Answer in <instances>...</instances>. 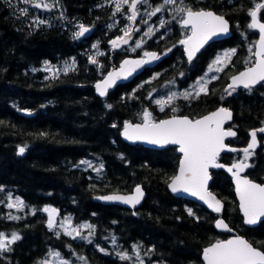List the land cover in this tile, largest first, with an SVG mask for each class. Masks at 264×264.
Wrapping results in <instances>:
<instances>
[{
	"label": "trees",
	"instance_id": "obj_1",
	"mask_svg": "<svg viewBox=\"0 0 264 264\" xmlns=\"http://www.w3.org/2000/svg\"><path fill=\"white\" fill-rule=\"evenodd\" d=\"M148 1L156 7L163 3ZM17 2L0 0V233H16L21 238L12 243L10 251L0 252V264H36L50 249L75 253L87 264H140L122 260L114 251L130 252L133 245L146 256L145 264H202L203 250L228 238L231 232L243 235L264 251V222L255 228L245 226L229 175L212 173V190L225 203L224 218L230 227V232H221L216 229L215 214L170 193L168 184L181 157L175 147L159 151L139 144L131 146L121 137L123 124L143 121L145 111L151 112L153 120L171 116L174 109L197 118L224 104L234 111L231 127L238 135L232 145L246 147L251 131L264 127V83L250 90L232 91L231 95L226 85L232 75L254 61L252 44L257 35L248 27L249 13L262 0H183L180 7L214 10L232 25L233 36L212 45L193 65L179 45L187 32L178 23L181 14L164 5L154 16L158 32L145 45L146 50L160 52L161 63L105 98L96 95L94 84L124 58L142 52H129L128 48L113 53L109 48V40L122 34L121 26L128 19L118 16L109 0H55L50 17L37 16ZM22 9H28L27 16ZM36 16L45 24H34ZM117 18L118 26L114 23ZM78 23L94 28L90 39L74 36ZM98 37L101 52L106 53L98 59L100 67L90 61L91 44ZM223 48H235L236 55L207 87L208 94L182 99L162 111L152 98L153 92L162 85L171 89L191 82ZM71 59L75 60L74 67L56 78L42 70L45 62L59 64ZM260 142L249 176L263 182V137ZM20 147L25 148V154L19 153ZM233 156L225 154L222 161L231 163ZM84 160L103 168L98 173L96 166L87 168L80 163ZM138 184L144 185L147 198L137 210L100 204L94 199L99 194L131 192ZM5 188L12 189L36 212L10 219ZM45 206L55 207L76 222L94 224L93 242L75 241L49 229L42 210ZM113 241L117 244L110 245Z\"/></svg>",
	"mask_w": 264,
	"mask_h": 264
},
{
	"label": "snow or ice",
	"instance_id": "obj_2",
	"mask_svg": "<svg viewBox=\"0 0 264 264\" xmlns=\"http://www.w3.org/2000/svg\"><path fill=\"white\" fill-rule=\"evenodd\" d=\"M31 7L36 9H46L51 10L53 5L43 2V0H24ZM148 0H117L116 9L121 11V4H127L132 10L129 19L135 21L138 10L137 5L141 3H147ZM178 0H163V5H175ZM183 4V0H179ZM264 9V3H257L254 6V10L250 11L251 23L248 25L249 28L258 30L259 40H258V50L254 53L257 57L256 62L253 66L248 67L245 71L241 72L239 75L232 77V84L229 86L231 91H235L236 87L242 86L244 89H251L257 84L264 82V22H260L259 14L260 10ZM163 11V6L155 7L149 15H156L157 13ZM22 14L27 16L28 9H22ZM176 12L181 14V19L178 23L186 31H190L185 39L179 41L180 44L184 45L187 51L188 61H192L195 54L200 51V49L213 37H220L222 35H227L229 33V23L222 16L218 15L212 11L206 10H193L189 6H182L176 9ZM175 18V17H173ZM36 25L45 24L44 19L36 18L33 20ZM163 21H161V26H163ZM90 29L83 24L79 25V31L74 33L76 38L83 37L85 33H88ZM131 29H127L124 32V37L130 35ZM152 29L149 28L148 33H151ZM146 33V35L148 34ZM114 46H118L120 43L127 44L128 39L120 37L111 42ZM136 47H140L137 44ZM171 49H169L170 51ZM235 49L224 54V57L218 58L215 61L216 65L225 64V61L229 60L232 55H235ZM251 52L252 49L249 48ZM145 57L150 60H158L160 57L155 52H145ZM148 60L144 61H124L125 65L134 64L139 67L143 63H148ZM92 63H96L95 59H92ZM35 70V69H34ZM45 71H52L53 78H56L57 70H52L47 65L45 66ZM214 71H222L221 67H214ZM65 73L68 71V67L64 69ZM131 69L125 73V69H121V72L110 73L108 78L103 82V84H97L96 88L101 96L106 95L107 89L111 87L116 78L121 77L127 78L130 74ZM198 88L195 91V98H199L200 94H208L206 83L197 82ZM196 87V86H194ZM192 93L185 91L182 94L183 99L187 100L192 97ZM177 94L175 92L171 93L167 100L158 99L156 103L161 106L163 111L164 105H171L173 100L176 98ZM108 107H111L109 105ZM175 110V109H174ZM232 118V113L226 108H219L216 112L207 115L201 119L191 120L188 117L176 118L162 120L155 122L151 118V113L145 112L143 114L144 122L142 124H132L126 123L123 129V136L128 140H142L149 144L159 145L161 147L165 145H177L179 146V151L183 154V159L180 163L179 175L172 178L170 188L174 193L184 192L191 196L197 197L199 200L204 201L215 212H220L222 205L209 191H208V181L210 179L209 168H223V164L218 163V158L220 153L226 149L224 143L225 137L235 136L236 133L231 130H225L223 124L226 120ZM116 125L114 124L113 127ZM259 132L264 133V128H260ZM251 143L247 148H244V157L239 162L234 163L231 167L227 169L235 178L236 191L239 194L240 205L243 210V214L246 217V223L253 225L258 222L261 218H264V185L255 183L251 179L242 177L243 173L249 167L253 165L249 164L247 161L257 145V131L251 132ZM228 151H236L234 148H227ZM25 151L24 147L19 148V153L23 154ZM81 164L86 165L89 168L93 167L92 162L84 160L80 161ZM103 168L101 164L99 167L95 168L96 172H100ZM235 169V171H233ZM2 190V189H0ZM136 195L134 196H120L113 195L103 197V199L109 201H120L125 204H130L133 207L140 202V198L143 196L142 190L139 186L135 189ZM11 200V196L8 197ZM24 206L22 200L17 199L14 203H8L7 207L20 209ZM44 212L49 213L50 219L48 222L49 229L54 228V220L51 219L56 214L55 209L45 208ZM189 215H193L192 210H188ZM12 220H18V216H10ZM70 226V221H66ZM89 229H92V225H85ZM217 227H223L225 230L230 231L227 225L223 221L217 223ZM77 236L80 235L78 229H72ZM66 234L71 235V232ZM21 237L16 233L11 234V239L8 240L3 233H0V252L10 251L11 249L6 247L7 243H14ZM75 238V237H74ZM115 240V238H113ZM89 243L91 241L89 240ZM136 249L137 246L133 245ZM59 255V254H57ZM120 259H130L127 253H117ZM203 258L207 264H264V252L258 251L251 244L245 240L237 237L235 239H229L227 241H219L204 250ZM136 259L140 261V264H144L143 260L139 256V252H136ZM61 264H65L61 261Z\"/></svg>",
	"mask_w": 264,
	"mask_h": 264
},
{
	"label": "rangeland",
	"instance_id": "obj_3",
	"mask_svg": "<svg viewBox=\"0 0 264 264\" xmlns=\"http://www.w3.org/2000/svg\"><path fill=\"white\" fill-rule=\"evenodd\" d=\"M110 1L115 6V9H116L117 0H109V3H110ZM43 2L53 5L51 10L55 9L54 8L55 0H43ZM129 2H131V0H129ZM142 4L138 8V11H139V27H140L139 28V34L137 35L135 42L133 44H131V46L124 48V50L128 49V48H129L128 49L129 52L141 50L142 55H143L144 52L146 51V49H145L146 42L148 40L152 39L154 32H158V24L155 23V21H157L158 19H156L154 21V16L158 15L160 12L154 16L149 15L148 13H150L156 6L151 4L149 1L147 3H144L143 5ZM180 4L181 3L178 0V2L175 5H170L169 9L176 11V9L180 8ZM17 5H26L27 8L29 7V9H32L33 12H35L36 15L40 16V17H42L43 15H48L50 17V15H51V10H46L43 8H40V9L33 8L28 3H25L24 0H18ZM160 6L164 7L163 3H160ZM120 7H121V11H117V9H116L117 15L128 19L127 24L125 22L123 24V26H121L122 34H123L125 32V30L131 29L130 19H129L130 13H129V7L127 4H121ZM126 7L128 10L125 9ZM167 7H168V5H167ZM37 16L35 18H33V20L36 19ZM114 23L116 24V26L120 25V18H117ZM81 24H83L84 26H89V25L84 24V23H78L77 24L78 25L77 26V32L79 31V25H81ZM90 27H92V26H90ZM149 28L152 29L151 33H148ZM93 30H94V28H93ZM146 33H148V34L146 35ZM90 38H91V36L87 39H90ZM137 44H140V47H136ZM91 49H92V51L90 53V61L92 62V59H95L96 63H94V64H97V66L100 67L101 64L98 63L99 62L98 59L101 55H103L104 52L103 53L101 52L102 51V40L99 37L97 39L93 40V42L91 44ZM104 54H106V53H104ZM224 54L221 55L219 58L222 59L224 57ZM217 59L213 60L212 66L209 67V69L206 71V73L203 74L201 77L194 78L191 82H187L184 86H179L177 88H176V86H173L171 89H169L170 85H168V86L162 85L159 90H156L155 92H153L152 98L154 99V101H156L158 99L167 100L168 96L171 93L175 92L177 94V96L171 104L172 106H175L177 102H179L180 100L183 99L182 94L185 91L191 92L193 94L192 97H195V91L198 88L197 82L199 81L202 84L206 83V87H207L209 82L212 80V77L221 72V71H214L213 70L214 67H221L224 69L228 65V61L230 60L229 59V60L225 61V64L216 65L215 61ZM73 62H75L74 59L66 60V61H63L59 64H53V63L45 62L42 64V70L44 71L46 76H53L52 71H45L44 70L45 66L47 65L52 70L58 69L59 71L56 72V76H58L61 73L65 72L64 71L65 67H68V71H70L72 69V67L74 66ZM194 86H196V87H194ZM165 91H167V92H165ZM165 106L166 105H164L163 109H165ZM145 112L151 113L150 111H145ZM151 118H152V116H151ZM251 156H250V158H251ZM250 158H249V160H250ZM87 161H90V160H87ZM90 162H92L93 167L94 166H96V167L100 166V164H97L94 161H90ZM84 166H86V165H84ZM87 168H89V167H87ZM4 191L6 193L4 195L6 206L8 203H14L17 199L22 200L24 202L23 198L21 196H19L18 194H16L12 189L5 188ZM9 196H11V198H12L11 200L8 199ZM45 208L56 210V214L53 217H51V219H53L54 223H55V226L52 229L57 231L59 234H62V233L66 234V230H67V232L72 233L71 235L66 234L70 239H73L75 241H80V242H83L85 240H87L86 242H89V240L91 241V243L93 242V236H94L95 231H96V226L94 224H92V223L89 224L87 222H76L73 219V217L64 216L61 212H59L55 207H52V206H45L44 208H42V210ZM8 210H9L10 216H18L21 218V217L26 216L27 214L35 213L37 209L34 207H30V206L26 205L24 202V206L22 208L17 209L14 207L11 209L8 208ZM44 213L46 215L47 222H49V219H50L49 213H47V212H44ZM66 221H70V226L68 223H66ZM85 225H92L93 228L89 229L87 227H84ZM72 229H78L80 235L77 236L76 233L72 231ZM4 236L7 237L8 240L11 239V234L5 233ZM116 244H117L116 241L110 242V245H116ZM11 245H12V243H7L6 247L10 248ZM105 250L111 251V250H107V249H105ZM137 250L139 252L140 258L143 260V262L145 264L146 256L142 254V251H141V249H139V247L134 249V250L130 249V252L129 251L122 252L121 250H118V249H116L114 251H116V253H120V254L127 253L128 256L130 257V259L134 260L135 262L136 261L140 262L139 260L136 259ZM57 254H59V255H57ZM61 261H64L65 264H87L86 260L83 257L77 256L75 253H72V252L67 253V252H64V251L58 250V249H50L49 252L40 261H38V263H36V264H61ZM151 264H161V263L157 262V261H151Z\"/></svg>",
	"mask_w": 264,
	"mask_h": 264
},
{
	"label": "water",
	"instance_id": "obj_4",
	"mask_svg": "<svg viewBox=\"0 0 264 264\" xmlns=\"http://www.w3.org/2000/svg\"><path fill=\"white\" fill-rule=\"evenodd\" d=\"M141 4H142V3H141ZM141 4H138V5H137V10H138V7H139ZM205 10H206V9H205ZM131 11H132V10L129 8L130 16H131ZM206 11H212V12L216 13L214 10H209V9H207ZM216 14H218V13H216ZM218 15H221V14H218ZM222 16H223V15H222ZM223 17L226 19L225 16H223ZM259 18H260V14H259ZM138 20H139V12H138V15H137L135 21H133V20L130 19V25H131L130 35H129L128 37H124V34H123V38L128 39V43H127V44H122V43H120L118 46H114V45L111 43L113 40H111V41L108 42V44H109V46H110L112 52H119V51L123 50L124 48L129 47V45H130L131 43L134 42V40H135V38H136V36H137V34H138V26H139ZM226 20H227V19H226ZM227 21H228V20H227ZM260 22H263V21L260 19ZM228 23H229V33H228L227 35H222V36H220V37H213L212 39H210V40H209V41H208V42H207V43H206V44L200 49V51H198V52L195 54L194 58H193L192 61H190V62L195 61L196 58H197V57L203 52V50H204L209 44H211V43H213V42L224 41V40H227V39H229V38L232 37L233 32H232V30H231V24H230L229 21H228ZM88 28L90 29V31H89L88 33H85V35H84L83 37H81V38H83V39H87V38H89V37L91 36L93 30H92V28H90V27H88ZM253 30L256 31V32L258 33V39H257L256 44H255V47H254V53H255V52L258 50V43H257V42H258V40H259V32H258V30H255V29H253ZM116 39H117V38H116ZM116 39H114V40H116ZM184 39H185V38H184ZM181 46L183 47V50H184V53H185V57H186V59L188 60L186 48H185V46L182 45V44H181ZM148 52H155V53L158 54V56H159L160 58H159L158 60H150L148 57H145V56H127L126 58H124V59L120 62V64H119L118 66L111 68L110 71L106 74V76H105L103 79H101L99 82H97V83L95 84V87H96L97 84H103V82L108 78V76H109L110 73H113V72H121V69H122V68L125 69V73H127L128 70L131 69L130 74L127 75V78H126V79L123 78V76H124L123 73H122L121 77L116 78L115 83H114L111 87H109V88L107 89L106 95H104V96H101V95L99 94L98 89L96 88V92H97L98 96L101 97V98H105V97L107 96V94H108L110 91L115 90L118 86H120V85H125V84H128V83H131V82H133L138 76H140L145 70H147V69H153V68L157 67L158 64H159V63L162 61V59H163L162 55L160 54L159 51H155V50H150V51H148ZM254 59H255V61H254V63H255L256 60H257V57L254 56ZM126 60H127V61H133V62H134V61H144V60H148L149 62H148V63H143V64H141L139 67H137V66H135L134 64H128V65H125V64H124V61H126ZM254 63H253L251 66H253ZM249 67H250V66H249ZM247 68H248V67H247ZM247 68L241 70L240 72H238V73L232 75V76L229 78V82H228V84L226 85V90H227V91H230V90H231V89L229 88V86L232 84V77H233V76H236V75H239L241 72L245 71ZM262 83H264V82H262ZM262 83H261V84H262ZM261 84H257V85H255V86L252 87V88H256V87H258V86L261 85ZM236 89H244V88H243L242 86H238V87H236ZM236 89H235V90H236ZM221 107L228 109V110L231 111V113H232V118H231L230 120H226V121L224 122V124H223V128H224L226 131H227V130L234 131V132L236 133V135H235V136H228V137H225V139H224V143H225V145H226L227 147H226V149H225L224 151H222V152L220 153V156H221L222 154L229 153V152H231V153H234V152H243L242 150H243L244 148H247L248 145L251 143V135H250V140H249V142H248V145H247L246 147H244V148L233 147V146H230V145L227 143L228 139L235 138V137L238 135V133H237L236 129H234L233 127L229 126V125L233 122V119H234V111H233L230 107H228V106H226V105H224V104L218 106V107H217L216 109H214L213 111H211V112H209V113H206V114H204V115H202L201 117H198V118H192V117H190V116H188V115H182V114H179V115H174V116H170V117H167V118H163V119L158 120V121H155V122H159V121L166 120V119H171V118H173V117H176V118L188 117V118L191 119V120L201 119V118H203V117H205V116H207V115H210V114L216 112V111H217L219 108H221ZM23 113H24L25 115H27V116L29 115V112H27V111H23ZM143 122H144V120H143V121H140V122H132V121H127V122H125V123L123 124L122 131H121V137H122V140H123L125 143H127V144H129V145H131V146H135V145H138V144H139V145H142V146H144V147H146V148L153 149V150H159V151L164 150V149H166L167 147H176V148H178V152H179V154L181 155V158H180V161H179V165H178V168H177V172H176V174L174 175V177L177 176V175H179L180 163H181V161H182V159H183V154L179 151V146H177V145H165V146L161 147V146H159V145L149 144V143H147L146 141H142V140H137V141L128 140V139H126V138L123 136V129H124V126H125L126 123H132V124L135 125V124H142ZM227 126H228V127H227ZM263 128H264V127H263ZM255 130L257 131V137H256V138H257V145H256V147H255L254 150H250V151H257L258 148L260 147V141H259V138H258V134L261 133V132L258 131L259 129H255ZM252 131H254V130H252ZM252 131H251V132H252ZM227 148H234V149H236V151H228ZM24 153H25V151H24ZM24 153H23V154H24ZM220 156H219V158H220ZM219 158H218V163L223 164L225 167H223V168H209L208 171H209L210 179H209V181H208V185H207V187H208V191H209V192H210V193H211V194H212V195H213L218 201H220V203H221V205H222V208H221V211H220V212H215V211H213L211 208L208 207V205H207L206 203H204V201H201V200H199L197 197L191 196V195L188 194V193H184V192L174 193V192L171 190V188H170V184H171L172 179L170 180V182H169V184H168V189H169L170 193H171L173 196L177 197V198H182V199H185V200H187V201H191V202H193V203H196V204H198V205H201V206L205 207L208 211H210L211 213L215 214V215L218 217L217 220H216V223H215L216 229H217L218 231H221V232H230V231H228V230H225L223 227H217V223H218L219 221L222 220L223 223H224L225 225H227V228L230 229L229 224L226 222V220H225V218H224L225 203H224L223 200H222L221 198H219V196H218V195L212 190V182H213V175H212V173H213V171H225V173H226L227 175H229L230 177H232V182H233V185H234V192H235V195H236L237 201H238V203H239V210H240V213H241V215H242V217H243V219H244V224H245V226H246V227H249V228H255V227H258L262 222H264V218H261L260 220H258V222H257L256 224H253V225L247 224V223L245 222V221H246V217H245L244 214H243V210H242L241 205H240L239 194H238V192L236 191V182H235V178H234V176L232 175V173H230L229 171H227V169H228L229 167H231L234 163H232V164H228V163H225V162H221V161H219ZM238 162H239V161H238ZM235 163H236V162H235ZM248 163H249V162H248ZM249 164H250V163H249ZM233 171H235V169H234ZM246 173H247V169H246L243 173H241V176H242V177H246V178H248V179H251L250 177L246 176ZM172 178H173V177H172ZM251 180H252V179H251ZM252 181H254L255 183H258V184L264 185L263 183H260V182H258V181H255V180H252ZM139 187H140V186H139ZM140 188H141V190H142L143 196L140 198V202L137 203V204L135 205V207H133V206L130 205V204H125V203L120 202V201H109V200L103 199V197L113 196V195H120V196H134V195H136V192H135V189H136V188H135V189L133 190V192H131V193H126V194H108V195H105V196H97V197L95 198V201L98 202V203H100V204H104V205H117V206L124 207V208H127V209L137 210V209H139V208L143 205V203H144V201H145V199H146V197H147V194H146L145 190H144L142 187H140ZM237 237H239V238L245 240L246 242H248L249 244H251L254 248H256L258 251H262V252H264V251L261 250L260 248L254 246V245H253V244H252V243H251L246 237H244V236H242V235H240V234H238V233H236V232H231V235H230L228 238L223 239V240H221V241H227V240H229V239H235V238H237ZM217 242H219V241L213 242L212 244H210V245L207 246L206 248L211 247L212 245H214V244L217 243ZM206 248H205V249H206ZM205 249H204V250H205ZM204 250H203V253H204ZM203 253H202V264H207V262H206V261L204 260V258H203Z\"/></svg>",
	"mask_w": 264,
	"mask_h": 264
},
{
	"label": "flooded vegetation",
	"instance_id": "obj_5",
	"mask_svg": "<svg viewBox=\"0 0 264 264\" xmlns=\"http://www.w3.org/2000/svg\"><path fill=\"white\" fill-rule=\"evenodd\" d=\"M262 2L264 3V0H262ZM197 10H205V9H197ZM207 10V9H206ZM209 10H211V9H209ZM264 9H261L260 10V19H261V13H262V11H263ZM195 11V10H194ZM216 12V11H215ZM217 13V12H216ZM219 14V13H218ZM263 22H264V20H262ZM250 23H251V17H250ZM231 24V23H230ZM139 26H138V34H139ZM231 30H232V25H231ZM252 31L254 32V33H256V35H257V38H256V40H255V43L254 44H252V47L254 48L255 47V44H256V41H257V39H258V33L256 32V31H254L253 29H252ZM137 34V35H138ZM191 33H190V31H187L186 32V34L181 38V39H184V38H186L188 35H190ZM233 36V35H232ZM136 38H137V36H136ZM136 38H135V40H136ZM230 39V38H229ZM134 40V41H135ZM228 40V39H227ZM224 41H226V40H224ZM224 41H220V42H213V43H211V44H209L204 50H203V52H206L207 50H208V48H210L212 45H214L215 43H223ZM179 45L181 46V44L179 43ZM182 47V46H181ZM235 49V48H234ZM231 50H233V49H228V48H223V49H221L220 51H219V53L216 55V57L214 58V59H217V58H219L221 55H223L224 53H226V52H229V51H231ZM122 51V50H121ZM148 51H150V50H146L145 52H148ZM155 51H157V50H155ZM144 52V53H145ZM202 52V53H203ZM201 53V54H202ZM200 54V55H201ZM235 55H236V52H235ZM137 56H144V54L142 55V52H141V55H137ZM232 56H234V55H232ZM232 56L230 57V60H231V58H232ZM253 57H254V51H253ZM199 58V57H198ZM197 58V59H198ZM196 59V60H197ZM213 59V60H214ZM254 61H255V59H253ZM254 61H253V63H254ZM195 61H193V62H189V63H191V65H193V63H194ZM213 62V61H212ZM212 62H210V64L208 65V66H206L204 69H203V72H202V74L200 75V76H198V77H201L203 74H205L206 73V71L209 69V67H211L212 66ZM161 63V62H160ZM159 63V64H160ZM252 63V64H253ZM158 64V65H159ZM195 64V63H194ZM251 66V65H250ZM158 67V66H157ZM157 67H155V68H153V69H147V70H145L141 75H143L144 73H146L147 71H154ZM249 67V66H248ZM219 74L220 73H218L217 75H215V76H213L212 77V80L209 82V84L207 85V87H209V85L213 82V81H215L216 80V78L217 77H219ZM140 75V76H141ZM140 76H138V77H140ZM137 77V78H138ZM198 77H196V78H198ZM136 78V79H137ZM263 84V83H262ZM261 84V85H262ZM260 86V85H259ZM236 90H238V89H236ZM231 91V90H230ZM226 92L227 93H229V91H227L226 90ZM222 105V104H221ZM220 106V105H219ZM172 111V113L173 114H171V116H174V115H179L176 111H174V110H171ZM170 117V116H169ZM167 118V117H166ZM198 118V117H197ZM163 119V118H162ZM159 120H161V119H159ZM153 121H158V120H153ZM232 124V123H231ZM231 124L229 125V126H231ZM260 137V139H261V137H263V155H264V133H259V136H258V138ZM233 139V138H232ZM232 139H228V141H227V143L230 145V146H233L234 147V145H232ZM260 139H259V141H260ZM260 146H261V142H260ZM176 148V147H175ZM177 149V153L179 154V152H178V148H176ZM260 149V147L258 148V150ZM258 150L257 151H252L253 152V155L251 156V158H250V160H248L247 162H249L251 165H253V163H254V160H253V158L255 157V155L257 154V152H258ZM229 153H231V152H229ZM225 154H228V153H225ZM225 154H222L221 156H220V158H219V161H221V162H224V161H222V158H223V156L225 155ZM231 154H233V153H231ZM180 155V154H179ZM181 156V155H180ZM243 157H244V154H243V152H234V156H233V161L231 162V163H228V164H232V163H235V162H238V161H240V160H242L243 159ZM181 158V157H180ZM252 168H254V165H253V167H249L248 169H247V173H246V176H248V177H250L249 176V172H250V170L252 169ZM251 178V177H250ZM231 179H232V177H231ZM252 179V178H251ZM252 180H254V179H252ZM256 181V180H255ZM258 182H260V183H263L264 184V178H263V182H261V181H258ZM232 184H233V182H232ZM233 187H234V185H233ZM230 236V235H229ZM243 236V235H242Z\"/></svg>",
	"mask_w": 264,
	"mask_h": 264
},
{
	"label": "bare ground",
	"instance_id": "obj_6",
	"mask_svg": "<svg viewBox=\"0 0 264 264\" xmlns=\"http://www.w3.org/2000/svg\"><path fill=\"white\" fill-rule=\"evenodd\" d=\"M140 6H141V5H140ZM140 6H139V7H140ZM139 7H138V8H139ZM129 13H130V12H129ZM86 27H90V26H86ZM90 28H92V27H90ZM92 30H93V28H92ZM92 33H93V31H92ZM123 34H124V33H123ZM123 34L120 35V36H117V37H115V38H112L111 40H114V39H116V38L123 37ZM91 35H92V34H91ZM80 38H81V37H80ZM81 39H83V38H81ZM111 40H110V41H111ZM131 44H132V43H131ZM131 44H130L129 46H131ZM111 52H112V51H111ZM113 53H114V52H113ZM74 63H75V62H73V65H74ZM73 67H74V66H73ZM73 67H72V68H73ZM109 71H110V70H109ZM109 71H108V72H109ZM105 76H106V75H105ZM105 76H103L101 79H103ZM101 79H100V80H101ZM100 80H99V81H100ZM99 81H98V82H99ZM93 87H94V90H95L96 95L98 96V94H97V92H96L95 84H94ZM251 89H253V88H251ZM244 90H250V89H244ZM110 92H111V91H110ZM108 94H109V93H108ZM108 94H107V95H108ZM227 127H228V126H227ZM243 148H244V147H243ZM24 154H25V153H24ZM223 172H225V171H223ZM137 186L142 187V188L145 190L146 194H147V191H146V189H145V187H144L143 184H138ZM137 186H136V187H137ZM136 187H135V188H136ZM135 188H134V189H135ZM134 189H133V190H134ZM133 190H132L131 192H133ZM131 192H128V193H131ZM108 194H126V193H124V192H111V193H107V194H99V195H96V196L94 197V199H95L97 196H105V195H108ZM146 198H147V197H146ZM145 200H146V199H145ZM144 202H145V201H144ZM116 206H117V205H116ZM126 209H127V208H126ZM130 210H131V209H130ZM221 240H222V239H221ZM221 240H217V241H221ZM215 242H216V241H215Z\"/></svg>",
	"mask_w": 264,
	"mask_h": 264
}]
</instances>
